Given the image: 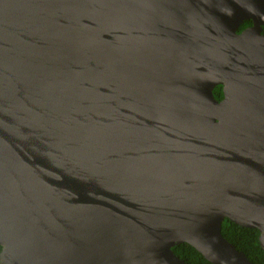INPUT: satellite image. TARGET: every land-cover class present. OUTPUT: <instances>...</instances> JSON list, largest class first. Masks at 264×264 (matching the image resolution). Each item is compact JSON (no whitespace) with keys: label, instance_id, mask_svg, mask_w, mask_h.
<instances>
[{"label":"water","instance_id":"95a60500","mask_svg":"<svg viewBox=\"0 0 264 264\" xmlns=\"http://www.w3.org/2000/svg\"><path fill=\"white\" fill-rule=\"evenodd\" d=\"M263 29L264 0H0V264H255L222 225L264 250Z\"/></svg>","mask_w":264,"mask_h":264},{"label":"trees","instance_id":"16d2710c","mask_svg":"<svg viewBox=\"0 0 264 264\" xmlns=\"http://www.w3.org/2000/svg\"><path fill=\"white\" fill-rule=\"evenodd\" d=\"M251 23V20L245 21V23L240 26L239 31H242ZM222 233L228 240L234 243L239 250L244 251L252 262L255 264H264V250L259 242L260 232L258 229L242 227L230 219H225L222 225ZM173 250L189 264H213L189 243L176 245L173 247Z\"/></svg>","mask_w":264,"mask_h":264},{"label":"flooded vegetation","instance_id":"af4514ba","mask_svg":"<svg viewBox=\"0 0 264 264\" xmlns=\"http://www.w3.org/2000/svg\"><path fill=\"white\" fill-rule=\"evenodd\" d=\"M251 24H249V25H251ZM249 25H247V26H249ZM213 93H214L215 98L218 101H222L225 98L224 86L222 84L216 85L213 89Z\"/></svg>","mask_w":264,"mask_h":264}]
</instances>
